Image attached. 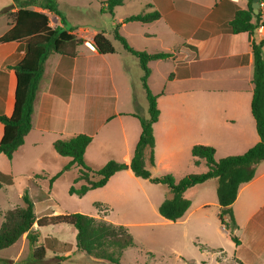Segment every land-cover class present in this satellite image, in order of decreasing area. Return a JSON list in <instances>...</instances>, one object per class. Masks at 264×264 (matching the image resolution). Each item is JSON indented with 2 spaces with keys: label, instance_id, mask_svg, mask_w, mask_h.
<instances>
[{
  "label": "crops",
  "instance_id": "crops-1",
  "mask_svg": "<svg viewBox=\"0 0 264 264\" xmlns=\"http://www.w3.org/2000/svg\"><path fill=\"white\" fill-rule=\"evenodd\" d=\"M249 2L251 6L252 0H150L146 5L147 10L144 11L156 10L160 16L155 20L143 22L147 24L145 28L148 29L154 23L159 22L163 27L162 32L175 41L169 44L161 40L155 31L144 32L146 39L158 38L155 47L159 45V48L153 46L149 53L157 51L170 53L165 58L152 59L147 62L148 87L150 86L148 79L154 71L157 73L161 71L165 79L163 88L155 94L159 114L153 123L154 165L146 164L149 171L162 165L164 169L171 172V164L181 157H186L187 151L190 153L193 165H200L204 161L199 159V163H194L191 155V147L195 144L214 147V157L221 158L241 154L258 141L255 122L250 111L253 88L251 43H257L264 38V0H258L257 12L260 15V23L263 24L259 23L252 34L249 35L242 31L234 32L231 24L236 7L247 9ZM123 18H120L118 22ZM251 22H254V17ZM123 24L121 23L119 29ZM56 25L62 26L57 16ZM8 28L9 24L6 22L0 35ZM114 49L115 51L111 54H100L93 46L89 47L83 42L77 46L73 56L53 53L47 57L33 104L32 127L20 147H24L27 140L33 136L40 141L39 139L45 133L55 135L52 142L56 139H68L78 133H85L91 136V141L84 152L86 165L97 169L111 158L129 163L140 134V123L135 115L145 116L134 109H129L128 111L108 112L96 123H92L87 117L88 98L107 97L100 93L104 85L98 83V78L108 81L110 91L114 95L113 98H116L117 80L114 71L110 65L99 62V60H106L105 58L110 55L117 54V49L115 47ZM124 52L127 51H122L120 54L122 58L127 59ZM262 53L264 56V45ZM23 55L24 45L22 43L9 42L0 45V115H8L11 110L14 79L10 66L19 62ZM162 64H165L164 70L160 68ZM126 69H128L127 65L122 61L119 62V85L125 86L130 91L133 84L128 79ZM222 81L230 88L221 87ZM201 82L206 83L202 84V88ZM209 82L214 83L210 85ZM219 93L226 95H219ZM15 152L10 159L0 153V173L9 176L11 180L10 183L0 181V191L14 184ZM57 156L59 166L53 172L40 170L49 176L40 178L41 181L48 180V182L33 180L32 184H29L30 187L20 183L21 193L17 198L20 199L25 188L34 192L33 196H29L33 201L37 220L44 215L71 212L61 207L54 192L57 181L71 168L63 171L57 179L49 183V178L60 171L62 166L70 160L67 156ZM122 176L133 178L135 175L127 167L110 176L102 187L111 186ZM74 178L69 184L67 182V193ZM209 180L211 178L202 183ZM202 183L187 188L183 193L184 197L190 199L188 191ZM213 186L215 190V183ZM90 190L82 196L69 193L67 196L68 198L77 197V201L80 202L83 196L91 192ZM240 198L241 203L236 206ZM95 203L99 205L96 206ZM205 204L201 202L199 206L204 207ZM15 205L17 203L8 207ZM101 206L105 208L102 209ZM94 208V211L81 213L113 224H120L109 217V207L106 203L96 201ZM4 210L0 208V212ZM232 210L236 223L243 227V237H237L239 244L235 245L233 242L236 251L243 245V255L237 253L235 263L239 260L242 264H264L263 253L257 249L253 250L258 236L264 239V160L257 164L253 178L240 185L232 203ZM1 222L0 213V224ZM67 225L39 226L37 222L33 223L30 234L36 236L37 243H44L46 246L45 256L41 262L32 258L31 238L29 239L27 232L9 247L0 249V259L8 261V264L51 262L110 264L77 250L76 231L71 233L65 227ZM221 228L227 234L223 225ZM248 238L252 239L254 245L253 242L248 241ZM248 250H252V257L248 255Z\"/></svg>",
  "mask_w": 264,
  "mask_h": 264
},
{
  "label": "trees",
  "instance_id": "trees-1",
  "mask_svg": "<svg viewBox=\"0 0 264 264\" xmlns=\"http://www.w3.org/2000/svg\"><path fill=\"white\" fill-rule=\"evenodd\" d=\"M101 12L113 14V9L123 3V0H99ZM14 9V10H13ZM13 16L9 28L0 35V45L17 42L24 45V55L16 64L10 66L13 79V98L8 115H0V153L11 158L13 153L24 143V138L32 127L33 104L41 80L44 62L50 54L57 53L73 56L76 48L84 42L73 34V29H66L65 17L59 11L57 0H12L8 6L0 9V14ZM49 13L59 18L62 24L52 26L49 23ZM160 13L156 10L144 11L124 17L114 24L113 38L119 41L127 52L138 59L143 73L140 81L147 101L148 116L135 115L140 123V134L133 149L130 161L126 164L116 159L107 160L101 167L94 169L85 164L84 152L91 141V136L78 133L68 139H56L52 142L53 149L60 156L70 157L61 170L49 178L51 184L63 171L72 167L78 168L73 183L68 188L69 194L84 195L88 190L102 187L114 173L129 168L133 175L147 179L155 184L165 185L170 196L164 198L158 206V213L163 218L176 221L180 219L188 207L190 199L184 197V191L210 178L216 179V199L219 205L218 219L227 230L228 237L235 245L239 239L234 234L236 221L232 210L238 189L241 184L250 181L257 164L264 160V56L262 46L264 38L257 43H251L253 54V84L250 111L255 122L258 141L241 154L228 155L215 159L214 147L205 144H195L191 147L194 163L202 159L206 170L198 173H188L178 180L171 174L152 176L146 164L154 165V135L153 123L157 120L159 110L156 105V95L148 85L149 68L147 62L152 59L165 58L169 52H146L131 47L126 38L119 33L121 23L129 21L149 22L157 19ZM254 17V22L251 19ZM260 23L259 13L254 14L250 2L247 9L236 7L231 21L234 32H245L249 35ZM263 24V23H260ZM92 46L100 54H111L114 46L103 33L99 31L92 38ZM0 181L10 183V177L0 173ZM79 183L78 185H75ZM21 203L1 212L0 249L16 242L27 232L31 238L32 258L41 262L45 256V244L37 243L31 233L34 222L39 226L68 224L76 229V248L97 259L110 264H121L123 250L134 245V239L128 228L123 224H113L104 219H98L81 212H64L50 214L36 219L34 204L26 189L21 194ZM96 206L99 203H95ZM239 264H242L237 260ZM1 264L8 261L0 259ZM46 264H57L56 262Z\"/></svg>",
  "mask_w": 264,
  "mask_h": 264
},
{
  "label": "rangeland",
  "instance_id": "rangeland-1",
  "mask_svg": "<svg viewBox=\"0 0 264 264\" xmlns=\"http://www.w3.org/2000/svg\"><path fill=\"white\" fill-rule=\"evenodd\" d=\"M149 2L150 0H123L121 5L114 7L113 14H110L101 12L102 4L99 0H57L58 9L66 20L64 25L66 29H73V34L77 38L89 42L95 33L103 31L118 52L108 56V58H105L106 60H99L100 63L110 65L114 71L117 80V95L116 98H113L114 95L110 91L107 80L97 79L99 84L104 85L103 91L100 93L107 97L100 99L88 98L87 117L92 123H96L103 115L115 110L128 111L134 109L136 112L142 113L143 116H148L145 93L139 81V76L141 77L143 71L139 66L137 57L124 52L127 59L122 58L120 53L125 50L121 43L113 38V31L114 24L120 18L147 10L146 5ZM11 3L12 0H0V9ZM48 15L50 25L55 26L56 16L53 13ZM12 18L13 16L10 14H0V33L6 22L9 24ZM146 25L143 22L129 21L124 23L118 31L126 38L130 46L146 52L152 51L153 46L159 48V45L155 47L158 38L146 39L144 32L147 30L157 32L158 37L166 43L173 44L175 42L170 36L162 32L163 27L159 22L154 23L148 29L145 28ZM121 61L128 67L126 74L133 84L130 89L131 92L125 86L119 85L118 71L119 62ZM160 68L164 70L165 64H162ZM151 74L148 79L150 91L157 94L163 88L165 79L161 71L159 73L154 71ZM213 83L209 82L210 85ZM221 83V87L230 88L224 81ZM200 84L202 88V84L206 83L201 82ZM219 95L226 94L219 93ZM36 138V136L30 137L26 145L18 148L15 152L13 160L14 184L0 191V208L6 209L10 208L8 206L12 204L21 203V200L17 198L18 194L21 193L20 183L23 186H29L33 180L41 181L40 178L48 176L47 173L40 172L41 169L51 173L59 166V161L56 158L59 154L53 149L51 143L52 139H55V135L45 133L39 139L40 141ZM185 156L171 164V172L164 169L162 165L156 166L154 170L151 169L152 176L171 173L175 178H180L188 173H198L206 170L204 162H201L198 166L193 165L188 151ZM215 158L220 157L215 156ZM77 173L78 168L73 167L56 183L54 192L61 207L67 208L71 212L73 210H76L75 212H91L95 210L94 202L106 203L109 207V217L125 225L134 239V245L126 248L123 252L120 260L121 264H238L234 260L237 253L243 255V245L236 251L233 241L221 228L218 219L219 206L213 186L215 183L216 187L215 178H211L204 184L202 183L189 190L188 195L191 200L189 209L181 219L170 221L158 213L160 201L170 196V192L165 185L155 184L137 176H133V178L122 176L121 179L114 181L111 186L90 190L91 192L83 196L78 202L77 197L68 198L66 190L67 182L69 184ZM27 177H31V179H27ZM41 182L44 183L45 180ZM27 192L30 196H33L34 192L32 190H27ZM201 202L206 203L204 207L199 206ZM240 203L241 198L236 206H239ZM38 208L37 206V210ZM100 208L104 209L105 206ZM65 227L71 233L76 231L71 225ZM246 233L247 230L244 237ZM234 234L237 237H243V227L236 223ZM248 241L253 242L251 238H248ZM252 244L254 245V242ZM256 249L264 256V252H262L264 251V239L260 235L255 241L253 250ZM251 251L248 250V255L252 257Z\"/></svg>",
  "mask_w": 264,
  "mask_h": 264
},
{
  "label": "water",
  "instance_id": "water-1",
  "mask_svg": "<svg viewBox=\"0 0 264 264\" xmlns=\"http://www.w3.org/2000/svg\"><path fill=\"white\" fill-rule=\"evenodd\" d=\"M252 11L254 14L258 12L259 3L258 0H252L251 2Z\"/></svg>",
  "mask_w": 264,
  "mask_h": 264
},
{
  "label": "built area",
  "instance_id": "built-area-1",
  "mask_svg": "<svg viewBox=\"0 0 264 264\" xmlns=\"http://www.w3.org/2000/svg\"><path fill=\"white\" fill-rule=\"evenodd\" d=\"M84 43L86 44V45H88L89 47H91L92 46V40H90V42L89 41H84Z\"/></svg>",
  "mask_w": 264,
  "mask_h": 264
}]
</instances>
